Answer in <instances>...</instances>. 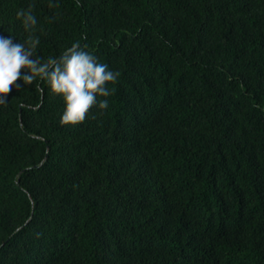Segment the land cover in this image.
Returning a JSON list of instances; mask_svg holds the SVG:
<instances>
[{"label":"trees","instance_id":"trees-1","mask_svg":"<svg viewBox=\"0 0 264 264\" xmlns=\"http://www.w3.org/2000/svg\"><path fill=\"white\" fill-rule=\"evenodd\" d=\"M29 4L37 55L79 41L120 76L76 125L10 86L0 264H264V0H0V34Z\"/></svg>","mask_w":264,"mask_h":264},{"label":"clouds","instance_id":"clouds-1","mask_svg":"<svg viewBox=\"0 0 264 264\" xmlns=\"http://www.w3.org/2000/svg\"><path fill=\"white\" fill-rule=\"evenodd\" d=\"M54 6V0H49V7ZM33 7L29 4L15 12L16 20L26 33L22 42L14 40L15 34H0V103L18 79L24 85H32L34 81L40 80L46 82L51 92L63 101L61 124L76 125L83 122L93 106L103 112L109 107L107 98L114 93V88L108 85L117 83L119 71L101 62L94 52L79 41L72 42L58 56L41 58L37 55L41 44L37 32L43 29L37 27L38 20ZM15 87L19 88L20 85Z\"/></svg>","mask_w":264,"mask_h":264}]
</instances>
